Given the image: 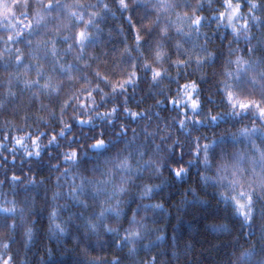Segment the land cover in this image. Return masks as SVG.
<instances>
[{"label": "snow or ice", "instance_id": "snow-or-ice-1", "mask_svg": "<svg viewBox=\"0 0 264 264\" xmlns=\"http://www.w3.org/2000/svg\"><path fill=\"white\" fill-rule=\"evenodd\" d=\"M115 6L121 15L127 13L133 43L129 46L125 38L120 60L101 69L99 64L93 68L97 56L89 49L95 47L101 31L98 21L103 14L112 12L108 3L0 0V64L5 69L0 80V110L11 109L13 115L23 113L20 125L15 120L5 121V127L17 134L0 136V167L5 169L0 186L11 184L14 193L12 199L0 193V228L14 234L23 226L25 241L34 239L36 222L23 224L25 212L33 211L34 201L25 197L21 204L15 193L18 185L25 192L41 186L47 177L39 172L47 165L58 173L48 215L50 233L63 235L74 218L82 220L84 236L95 235L101 249L109 245L127 249L130 264H136L135 258L144 247L141 242L151 231L147 212L150 208L162 209L163 205L137 204L127 219L123 206L129 201L124 197L130 196L133 188H141L137 181L145 171L161 175L167 170L175 180L183 181L190 168L196 166L203 168L198 173L203 186L212 189L218 197L217 204L223 203L225 211L230 209L241 228L247 226L249 238L255 234L257 218L261 222L260 249L253 244L239 255L233 252L235 259H229L228 264H264V0H115ZM206 11L210 15H205ZM134 15L138 22L133 20ZM213 18L215 30L230 31L232 37L219 71L208 33H201ZM253 28L259 29V35ZM173 30L187 38L183 43L174 42V53L167 46ZM201 35L203 43H198ZM241 41L243 49L239 46ZM58 44L66 47L61 49ZM69 55L73 61L63 62ZM101 63L107 65V61ZM192 65L197 70L208 66L212 72L200 71L198 79H191L188 69ZM13 67L14 71H9ZM170 68L175 69L174 74ZM85 69H91L92 74ZM210 80L215 81V95L211 87L207 94L202 88ZM142 81L151 95L140 96L136 106L146 104L147 99H152L153 104L133 110L132 98ZM172 84L176 86L174 93ZM150 108L157 111L150 112ZM161 111L175 113L171 122L161 117ZM154 118L163 119V127L158 123L150 132V125L141 122ZM133 122L144 133L141 144H136L140 137L131 127ZM229 122L241 126L235 132L219 135L213 131L211 138L204 132L193 135L194 131ZM56 124L60 125L58 131ZM173 129L182 132L184 138L174 135ZM158 135L161 144L152 147L147 143L150 138L155 143ZM241 144L245 147L241 148ZM50 148L56 150L54 156L46 153ZM4 152L13 162L18 159L16 153L22 152L21 165H33L36 171L30 167L27 177L18 176L15 171L9 177L8 156ZM185 155L192 158L185 160ZM160 187L143 183L138 192L140 200L151 198ZM192 192L193 204H206L195 188ZM88 209L92 212L85 215ZM141 211L145 215H139ZM122 217L127 220L126 227ZM219 227L228 230L226 224ZM158 231L162 233V229ZM102 234L110 239H101ZM162 238L158 236L157 240ZM12 243V236L0 241V264H22L14 257ZM157 261L152 256L140 260V264ZM88 264L125 262L120 256H113L93 258Z\"/></svg>", "mask_w": 264, "mask_h": 264}, {"label": "trees", "instance_id": "trees-1", "mask_svg": "<svg viewBox=\"0 0 264 264\" xmlns=\"http://www.w3.org/2000/svg\"><path fill=\"white\" fill-rule=\"evenodd\" d=\"M71 2V0H67ZM85 3L96 4L97 0H83ZM104 3H108L112 7V12L103 14V18L98 21L101 31L98 34L95 47L89 49V51H94L97 60L93 63V68L97 64L100 65L101 69L106 66H111L115 61L120 60L123 48L125 47V38L129 46L133 43V30L131 25L127 20V13L121 15L120 11L117 10L115 6V0H102ZM155 0H150V3H154ZM93 11L97 9H92ZM144 9L141 8L140 12L143 13ZM149 11H152L149 8ZM205 15H210V12L206 11ZM260 13H257L259 15ZM133 20L138 22V16L134 15ZM139 26V25H138ZM121 28L123 31H121ZM253 31L259 35V29L253 28ZM208 33V37L211 40V51L217 53L216 70H220V64L223 62V58L228 55V40H230V31L225 32L224 29L215 30V19L212 22L206 23L202 28L201 33ZM111 33V35L109 34ZM3 34V30H0V35ZM94 35L96 33L94 32ZM172 39L167 42L169 50L174 53L175 49L173 47L174 42L180 41L183 43L187 38L181 37L173 30L170 33ZM226 36L227 39L223 37ZM195 36L192 40H195ZM204 37L201 38L198 43H203ZM23 47V45H19ZM190 46L185 44V47ZM235 46V45H234ZM242 49L245 47L244 43L241 41L239 45ZM59 48L66 47L65 44H58ZM135 50H133V55H135ZM183 58V57H182ZM172 59H176L173 54ZM124 60L127 61V55H124ZM73 61L71 55L65 57L63 62L70 63ZM101 61H107V65L101 63ZM167 67V63L165 64ZM170 71L175 73L174 68H170ZM9 71H14V67L10 68ZM89 74H92L91 69H85ZM191 74V79H198L200 71L206 73H211L212 69L205 66L203 70H197L195 65H192L188 69ZM5 76V69L2 64H0V80ZM220 77L217 76L216 79ZM183 82V81H182ZM167 83V81H166ZM79 86V85H78ZM101 87L105 88V91H109L104 84ZM172 90L174 93L175 84H172ZM212 88L213 94L215 95V81L210 80L208 84H203L202 88L204 93L207 94L209 88ZM2 91V88H0ZM129 93H132V88L129 87ZM151 95L148 93L147 84L141 82L136 88V94L132 98L133 102L131 106L133 110H143L149 105L153 104L152 99H147V103H141L139 108L136 106L135 101H138L142 95ZM99 99V98H98ZM217 103H219V98L217 97ZM168 105V108H171ZM163 108V106H161ZM101 111L104 109L101 108ZM217 111L220 109H216ZM150 112H155L157 109L150 108ZM23 113L13 115L11 109L7 112L0 110V136L16 135V131L12 129H7L5 127V121L15 120L17 125L23 123L20 120V116ZM42 115H46L42 113ZM161 117L167 118L171 122V116L175 115L174 112L161 111ZM259 123V121H256ZM29 123H33L32 120ZM100 122L97 121V124ZM143 125H150L149 131H154L157 124L159 123L163 127V119L154 118L152 121H142ZM244 123H248L247 120ZM241 125L232 122L227 124H220L217 128H203L198 131H194L193 135H201L202 132L207 133L209 138H211L213 131L216 135L221 132H235ZM60 125L56 124V130L58 131ZM131 127L136 128L140 139L136 141V144H141L143 141L144 133L141 131V126L136 122L131 124ZM34 130V128H33ZM86 130V129H85ZM174 135H180L184 138L182 132H175ZM131 132L128 133L129 138L131 137ZM163 135V133H160ZM155 143H153L152 138H150L147 143L155 147V144H161L159 135L154 138ZM170 142V141H169ZM46 143V141H45ZM164 145H162L163 147ZM241 148L245 147L244 144L239 145ZM11 145H9V148ZM55 149H47V152H52L55 155ZM185 152H188V142L186 141ZM4 156H8L7 169L9 177L12 172L15 171L16 175L27 177L29 174L30 167L33 172L36 171L33 165L27 163L21 165L19 157L22 156V152L16 153L18 159L13 162L11 156L8 152L3 153ZM147 158V157H145ZM192 157L185 155L184 159L188 160ZM35 159V158H33ZM47 159V156H46ZM52 163H56L53 160ZM187 167V165L185 164ZM67 167V165H64ZM22 169V171H21ZM4 167H0V180H4ZM51 172V175H49ZM203 168H198L193 166L190 168L189 175L183 181L175 180L172 175L165 170L161 175H154L151 172L145 171L141 180L137 181L141 188H133L132 193L124 199L128 200V204L124 205V212L127 219L131 218L132 211L136 210L137 204L141 206L148 204L160 203L163 205L162 209H149L147 212L148 217V227L151 231L148 233L147 238L141 242L144 246L138 252L136 259V264H140V260H148L152 256L158 258L157 264H228L229 259H235L233 252L239 255L244 249L249 248L251 245L255 244L257 250L261 247L260 238V220L257 218L255 234L249 238L247 233L249 229L247 226L241 228L240 222L233 218L230 214L231 210L225 211V205L223 203L217 204L218 197L215 196L210 187H204L202 181L199 178L198 173H202ZM40 176L47 177L44 183L35 188L29 189L27 192L24 191L22 185L17 186L16 199L23 204L24 198L29 197L34 201L33 211L25 212V220L23 224H31L35 221L33 225L35 229L34 239L27 243L23 236L24 228L19 227L17 231L13 234L11 232H6L4 229L0 228V241H4L8 236H12V252L15 259L22 264H88V262L93 258L104 257L111 259L113 256H120L124 260L125 264H130L127 258V249H116L112 246H106L101 249L97 244V237L95 235L84 236L85 231L82 220L73 219V221L68 225V231L63 234H52L49 231V210L52 205V192L55 190V176L58 173L55 169H50L47 165L43 170L39 172ZM78 182V181H77ZM163 182V183H162ZM64 183V181H61ZM160 184L159 189L154 190L151 198H146L140 200L138 192L142 190V184ZM12 188L11 184H4L0 186V193H4L7 199H12L14 193L10 190ZM196 189V193L201 199L206 201V204L201 205L199 203L193 204L194 199L192 189ZM65 191L67 190V185H65ZM59 203H65L64 200H60ZM92 209H88L85 215H89ZM3 214H0L2 216ZM139 215L143 216L145 213L141 211ZM64 219L67 218V214H64ZM61 222V221H57ZM122 222L124 227L127 226V220L122 217ZM17 223L22 222L17 218ZM109 223H112L109 220ZM226 224L228 230H221L220 225ZM158 229H162L158 231ZM123 231V229H121ZM163 236L162 239L157 240L158 236ZM101 239L109 240L110 237H105L101 235Z\"/></svg>", "mask_w": 264, "mask_h": 264}]
</instances>
